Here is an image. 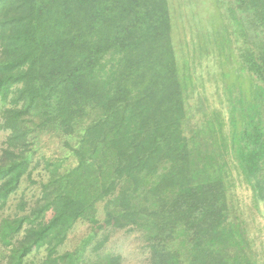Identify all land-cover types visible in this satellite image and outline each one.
Returning a JSON list of instances; mask_svg holds the SVG:
<instances>
[{"label":"trees","instance_id":"1","mask_svg":"<svg viewBox=\"0 0 264 264\" xmlns=\"http://www.w3.org/2000/svg\"><path fill=\"white\" fill-rule=\"evenodd\" d=\"M170 1L0 0V264H120L86 257L108 230L139 233L150 264H257L228 178L238 169L259 208L264 0H212L208 54L226 114L191 136ZM44 136L61 155H40ZM34 159L39 197L7 214ZM80 222L90 235L61 252Z\"/></svg>","mask_w":264,"mask_h":264},{"label":"rangeland","instance_id":"2","mask_svg":"<svg viewBox=\"0 0 264 264\" xmlns=\"http://www.w3.org/2000/svg\"><path fill=\"white\" fill-rule=\"evenodd\" d=\"M173 17V36L180 60L181 70L191 75V86L188 94V103L192 108V118L188 126V135H193V129L200 128L211 118L214 111L226 114L223 104L224 94L213 56L208 54L210 47L207 44V32L211 30L214 6L212 0H171ZM187 61V65L184 63ZM223 99V101H222ZM201 109H199V107ZM206 113V114H205ZM206 115V117H204ZM8 133L0 128V157L5 148ZM59 144L49 137H43L40 142V155L55 159L61 153ZM34 159L31 166L32 180L26 181L19 191L11 198L9 214L19 200L28 202L27 210H31L32 203L39 197V183L45 178L44 163L38 164ZM230 185L229 196L235 214L246 223L247 238L250 242L251 255L257 264H264V201H259V208L255 207L253 191L247 186L238 169L232 168V176L228 178ZM88 222L78 223L70 232L65 246L61 252L72 251L90 235ZM22 238V237H21ZM20 238V239H21ZM104 242L103 247L95 252L97 242ZM98 242V243H99ZM5 250L0 247V253ZM99 254L111 253L120 256V264H150V253L146 242L139 233L126 230H108L101 233L88 247L86 257L95 260ZM43 253L36 254L39 263ZM1 258V254H0Z\"/></svg>","mask_w":264,"mask_h":264},{"label":"bare ground","instance_id":"3","mask_svg":"<svg viewBox=\"0 0 264 264\" xmlns=\"http://www.w3.org/2000/svg\"><path fill=\"white\" fill-rule=\"evenodd\" d=\"M262 179V178H261Z\"/></svg>","mask_w":264,"mask_h":264}]
</instances>
